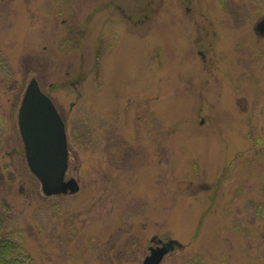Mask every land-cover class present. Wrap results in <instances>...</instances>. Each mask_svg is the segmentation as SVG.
Wrapping results in <instances>:
<instances>
[{"label":"rangeland","instance_id":"1","mask_svg":"<svg viewBox=\"0 0 264 264\" xmlns=\"http://www.w3.org/2000/svg\"><path fill=\"white\" fill-rule=\"evenodd\" d=\"M264 0H0V212L25 264H264ZM137 23V26L135 25ZM58 107L74 194L16 115Z\"/></svg>","mask_w":264,"mask_h":264},{"label":"water","instance_id":"2","mask_svg":"<svg viewBox=\"0 0 264 264\" xmlns=\"http://www.w3.org/2000/svg\"><path fill=\"white\" fill-rule=\"evenodd\" d=\"M256 29L264 31V21H260ZM18 128L28 169L39 181L42 194L51 197L76 193L77 182L73 178L64 179L68 162L64 124L35 78L28 81L22 96ZM181 247L176 240L151 247L142 264H160L167 253Z\"/></svg>","mask_w":264,"mask_h":264},{"label":"trees","instance_id":"3","mask_svg":"<svg viewBox=\"0 0 264 264\" xmlns=\"http://www.w3.org/2000/svg\"><path fill=\"white\" fill-rule=\"evenodd\" d=\"M4 216L0 212V264H25L28 257L21 245L3 232Z\"/></svg>","mask_w":264,"mask_h":264},{"label":"flooded vegetation","instance_id":"4","mask_svg":"<svg viewBox=\"0 0 264 264\" xmlns=\"http://www.w3.org/2000/svg\"><path fill=\"white\" fill-rule=\"evenodd\" d=\"M261 21H264V20H261ZM258 24H259V23H258ZM135 25L137 26V23H136ZM256 27H257V26H256ZM256 32H257L258 34H260V35H264V31L260 32L258 29H256ZM38 85H39V84H38ZM26 86H27V85H26ZM39 88H40V90H41V91H42V92H43V93H44V94H45V95L51 100V102H52L54 108L56 109L58 115L60 116V118H61V120H62V122H63V124H64V129H65V123H64V121H63V119H62V117H61V115H60V112H59V110H58V107H57L56 104L53 102V100L49 97V95L41 89L40 86H39ZM25 89H26V87H25ZM25 89H24V91H25ZM23 94H24V92H23ZM23 94H22V96H23ZM21 101H22V97H21V99H20V102H19V105H18V108H17V115H16L17 128H18V112H19V108H20V105H21ZM18 133H19V138H20V140H21L22 149H23V153H24V157H25L24 146H23L22 139H21V136H20L19 128H18ZM65 134H66V131H65ZM66 139H67V137H66ZM67 150H68V146H67ZM25 161H26V159H25ZM68 161H69V150H68Z\"/></svg>","mask_w":264,"mask_h":264}]
</instances>
